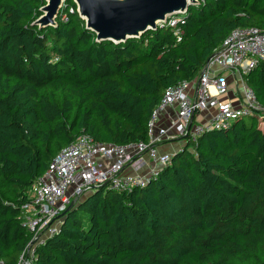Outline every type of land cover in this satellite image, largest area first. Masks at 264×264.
Masks as SVG:
<instances>
[{"label":"trees","instance_id":"trees-1","mask_svg":"<svg viewBox=\"0 0 264 264\" xmlns=\"http://www.w3.org/2000/svg\"><path fill=\"white\" fill-rule=\"evenodd\" d=\"M46 0H0V262L20 264L29 190L83 134L148 139L167 87L195 78L234 28L264 29V0H206L179 23L98 40L74 0L40 27ZM73 8V11L71 10ZM245 79L264 105V61ZM248 118V120H247ZM36 264H264V129L256 116L204 133L146 186L77 200Z\"/></svg>","mask_w":264,"mask_h":264},{"label":"built area","instance_id":"built-area-1","mask_svg":"<svg viewBox=\"0 0 264 264\" xmlns=\"http://www.w3.org/2000/svg\"><path fill=\"white\" fill-rule=\"evenodd\" d=\"M188 11L172 14L158 26L170 27L180 41L183 30L178 25ZM262 61L264 29L234 28L195 78L165 89L148 122L147 140L120 144L83 134L70 142L37 178L29 190V200L22 205L21 221L32 237L20 264H36L37 248L57 231L73 200L100 187L128 192L157 178L178 150H162L165 142L180 139L194 151L207 131L231 127L238 118L263 117L264 105L245 79ZM231 79L237 82L233 92L238 103L220 99L230 93Z\"/></svg>","mask_w":264,"mask_h":264},{"label":"water","instance_id":"water-1","mask_svg":"<svg viewBox=\"0 0 264 264\" xmlns=\"http://www.w3.org/2000/svg\"><path fill=\"white\" fill-rule=\"evenodd\" d=\"M86 27L97 34L98 40L123 42L140 37L172 14L186 12L198 0H74ZM41 16L34 22L40 27L56 25L65 0H46ZM73 200L68 209L75 205ZM3 264V262H0Z\"/></svg>","mask_w":264,"mask_h":264},{"label":"rangeland","instance_id":"rangeland-1","mask_svg":"<svg viewBox=\"0 0 264 264\" xmlns=\"http://www.w3.org/2000/svg\"><path fill=\"white\" fill-rule=\"evenodd\" d=\"M248 120V118H247ZM258 121H259V126L264 129V115L263 117H258ZM165 145V146H164ZM163 146L164 147H167V149H165L166 151L168 152H174L176 151L175 149H179L181 150L182 148L185 147V141L183 140H180V139H174V140H171V141H167L165 142ZM32 193V191H30Z\"/></svg>","mask_w":264,"mask_h":264},{"label":"crops","instance_id":"crops-1","mask_svg":"<svg viewBox=\"0 0 264 264\" xmlns=\"http://www.w3.org/2000/svg\"><path fill=\"white\" fill-rule=\"evenodd\" d=\"M229 87H230V90H231L230 93L228 95H226V96L221 97L220 99L224 100V101H232L234 103H238L239 102V100H238L239 97L233 92L234 89L237 90V82L235 80L231 79ZM164 146L162 147V150L167 149V147H164ZM175 150H177V148Z\"/></svg>","mask_w":264,"mask_h":264}]
</instances>
